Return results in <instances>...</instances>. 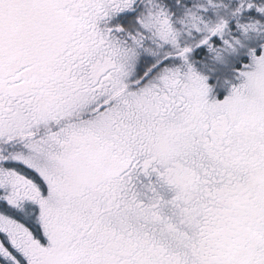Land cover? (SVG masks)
Returning a JSON list of instances; mask_svg holds the SVG:
<instances>
[{
    "label": "snow or ice",
    "instance_id": "obj_1",
    "mask_svg": "<svg viewBox=\"0 0 264 264\" xmlns=\"http://www.w3.org/2000/svg\"><path fill=\"white\" fill-rule=\"evenodd\" d=\"M0 264H264V0H0Z\"/></svg>",
    "mask_w": 264,
    "mask_h": 264
}]
</instances>
